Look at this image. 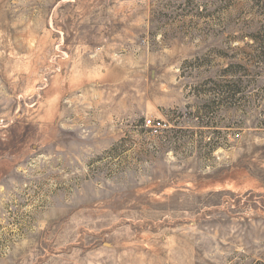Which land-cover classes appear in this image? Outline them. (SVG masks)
Wrapping results in <instances>:
<instances>
[{"label": "rangeland", "instance_id": "1", "mask_svg": "<svg viewBox=\"0 0 264 264\" xmlns=\"http://www.w3.org/2000/svg\"><path fill=\"white\" fill-rule=\"evenodd\" d=\"M0 264H264V0H0Z\"/></svg>", "mask_w": 264, "mask_h": 264}, {"label": "built area", "instance_id": "2", "mask_svg": "<svg viewBox=\"0 0 264 264\" xmlns=\"http://www.w3.org/2000/svg\"><path fill=\"white\" fill-rule=\"evenodd\" d=\"M147 122L149 123V124H153V126H157V125H160L161 123L159 122V121H156V120H147Z\"/></svg>", "mask_w": 264, "mask_h": 264}]
</instances>
